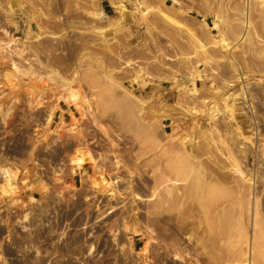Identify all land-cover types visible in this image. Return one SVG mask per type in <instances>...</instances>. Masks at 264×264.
I'll list each match as a JSON object with an SVG mask.
<instances>
[{
    "label": "rangeland",
    "instance_id": "obj_1",
    "mask_svg": "<svg viewBox=\"0 0 264 264\" xmlns=\"http://www.w3.org/2000/svg\"><path fill=\"white\" fill-rule=\"evenodd\" d=\"M0 264H264V0H0Z\"/></svg>",
    "mask_w": 264,
    "mask_h": 264
},
{
    "label": "bare ground",
    "instance_id": "obj_2",
    "mask_svg": "<svg viewBox=\"0 0 264 264\" xmlns=\"http://www.w3.org/2000/svg\"><path fill=\"white\" fill-rule=\"evenodd\" d=\"M165 6H168V2H164ZM6 36H9L8 31H4ZM9 47V46H8ZM75 95H72V98H75ZM86 164V156H80L79 158L72 160L70 163V171L75 174L78 170H82ZM12 186V183H9Z\"/></svg>",
    "mask_w": 264,
    "mask_h": 264
}]
</instances>
